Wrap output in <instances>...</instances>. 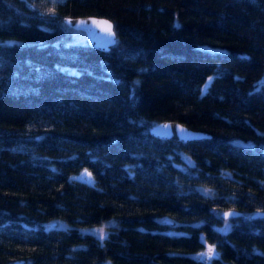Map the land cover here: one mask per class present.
Here are the masks:
<instances>
[{"label": "trees", "instance_id": "16d2710c", "mask_svg": "<svg viewBox=\"0 0 264 264\" xmlns=\"http://www.w3.org/2000/svg\"><path fill=\"white\" fill-rule=\"evenodd\" d=\"M76 14L112 21L108 48ZM254 209L264 0H0V264H264Z\"/></svg>", "mask_w": 264, "mask_h": 264}, {"label": "water", "instance_id": "95a60500", "mask_svg": "<svg viewBox=\"0 0 264 264\" xmlns=\"http://www.w3.org/2000/svg\"><path fill=\"white\" fill-rule=\"evenodd\" d=\"M63 20L69 25L75 27H82L87 34V42L99 48L106 49L115 39V31L113 29L112 21L103 15L97 14H76L65 15ZM108 23H104V22ZM108 24L112 25L111 30L108 29ZM168 127L165 128L164 126ZM183 129V131H181ZM148 131L157 136L172 137L176 139H190L205 136L208 133L191 128L184 123L175 119H159L148 126ZM238 210L234 208H225L220 211L222 216L234 215ZM264 213L261 209H254L248 213V216H258ZM227 214V215H226ZM21 259L15 258L8 260L5 264H17Z\"/></svg>", "mask_w": 264, "mask_h": 264}, {"label": "rangeland", "instance_id": "374dc122", "mask_svg": "<svg viewBox=\"0 0 264 264\" xmlns=\"http://www.w3.org/2000/svg\"><path fill=\"white\" fill-rule=\"evenodd\" d=\"M69 32H71L72 36L71 39L73 40H87V34L84 28L82 27H75L70 25L69 26ZM206 83V81L203 82V85ZM84 229H91L95 233H99V230L102 229L104 230V225L103 224H97L95 226L89 227V228H84Z\"/></svg>", "mask_w": 264, "mask_h": 264}, {"label": "snow or ice", "instance_id": "6c2138e0", "mask_svg": "<svg viewBox=\"0 0 264 264\" xmlns=\"http://www.w3.org/2000/svg\"><path fill=\"white\" fill-rule=\"evenodd\" d=\"M104 23H108V22L105 21ZM111 28H112V25L108 24V29L111 30ZM164 127L167 128L168 126L165 125ZM181 131H183V129H181ZM99 233H100L101 238H103L104 233H103L102 229L99 230ZM206 255H208L209 258H211L213 255H215V253L211 247H209L208 253Z\"/></svg>", "mask_w": 264, "mask_h": 264}]
</instances>
